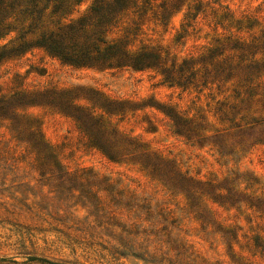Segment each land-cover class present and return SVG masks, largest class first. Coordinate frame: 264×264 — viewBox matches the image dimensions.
Instances as JSON below:
<instances>
[{
    "label": "rangeland",
    "instance_id": "rangeland-1",
    "mask_svg": "<svg viewBox=\"0 0 264 264\" xmlns=\"http://www.w3.org/2000/svg\"><path fill=\"white\" fill-rule=\"evenodd\" d=\"M92 2L85 0L72 17L84 13ZM161 2L157 0L156 5ZM201 3L203 11L180 38L182 24L190 21L188 14L197 13L195 8ZM227 12L233 22L224 18ZM148 16L141 21L130 12L112 37L130 31L133 49L161 46L178 62L199 60L218 41L264 39V0H189L168 26ZM245 17L250 23L239 29L236 21ZM16 36L10 34L0 46ZM74 87L139 104L173 106L189 117L201 111L214 125L208 135L230 126L219 123L214 115L217 101L223 102L224 95L214 91L211 96L208 90L201 93L202 87L187 91L170 87L154 71L76 69L37 49L0 65V98L20 91ZM262 99L257 96L250 108L244 106L242 116L250 118L243 122L244 128L253 119L260 123L258 128H264ZM230 100V104L236 103L233 97ZM20 112L34 120L64 168L89 170L124 195L136 198L141 206L132 211L120 208L113 215L96 211L81 189L71 191L70 185L61 186L28 168L23 162L26 144L18 141L10 122L0 119V264H43L32 259L54 264H264V212L251 208L245 197L234 208L209 200L204 208H192L182 194L173 195L139 166L110 162L89 147L71 118L48 107H27ZM115 122L150 151L174 161L189 177L203 182L230 180L240 194L264 201V143L227 156L229 151L221 154L210 143L176 136L167 117L154 108Z\"/></svg>",
    "mask_w": 264,
    "mask_h": 264
},
{
    "label": "trees",
    "instance_id": "trees-1",
    "mask_svg": "<svg viewBox=\"0 0 264 264\" xmlns=\"http://www.w3.org/2000/svg\"><path fill=\"white\" fill-rule=\"evenodd\" d=\"M84 1L0 0V42L12 33L17 34L15 39L0 46V65L37 49L76 69L154 71L161 77V83L170 87L183 91L202 87L201 93L208 90L211 96L214 91L224 95L223 102L217 101L214 115L219 123L230 126L215 129V134L208 135L214 125L201 111L189 117L188 113L173 106L115 99L86 87L20 91L0 98V119L10 122L18 141L26 144V158L23 160L26 166L40 173L41 177L48 176L61 182V186L70 185L71 191L81 189L88 204L104 215L118 214L120 208L132 211L141 206L136 198L124 195L91 171L71 172L61 165L34 120L20 112L27 107H48L71 118L86 144L110 162L139 166L140 171L148 172L173 195L182 194L192 208H204L208 200L222 207L234 208L242 201L239 199L245 197L251 208L263 213L264 201L261 199L240 194L230 180L203 182L189 177L174 161L150 151L138 137L121 130L115 120L121 122L129 114L154 108L167 117L176 136L189 142L210 143L218 147L221 154L229 151L227 156L248 152L252 147L263 144L264 128L257 127L260 126L257 119L247 122L245 126H251L244 128L243 122L250 118L242 116V112L245 105L250 108L257 96H262L260 101L264 103V82L261 81L264 77V39L255 37L250 43L242 38L235 42L232 39L218 41L199 60L190 58L178 62L177 59L172 60L170 51L161 46L144 45L133 49L130 31L125 36H112L130 12L141 21L152 15L163 26H168L172 17L189 0H162L160 5H156L157 0H93L84 13L73 18L77 7ZM202 6L201 3L195 8L197 13L188 14L190 21L182 24L184 34L180 38H184L192 21L203 11ZM224 18L233 22L229 12ZM246 23H250L247 17L236 21L239 29ZM231 97L236 103L230 104ZM124 199L127 201L125 204ZM31 261L54 264L44 259Z\"/></svg>",
    "mask_w": 264,
    "mask_h": 264
}]
</instances>
